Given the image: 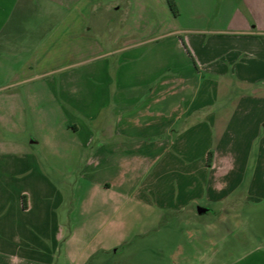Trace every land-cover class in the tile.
I'll return each mask as SVG.
<instances>
[{
    "label": "crops",
    "instance_id": "crops-1",
    "mask_svg": "<svg viewBox=\"0 0 264 264\" xmlns=\"http://www.w3.org/2000/svg\"><path fill=\"white\" fill-rule=\"evenodd\" d=\"M175 2L0 0V264H115L114 219L264 201V0ZM194 225L171 264H211Z\"/></svg>",
    "mask_w": 264,
    "mask_h": 264
},
{
    "label": "rangeland",
    "instance_id": "rangeland-1",
    "mask_svg": "<svg viewBox=\"0 0 264 264\" xmlns=\"http://www.w3.org/2000/svg\"><path fill=\"white\" fill-rule=\"evenodd\" d=\"M0 78H9L7 68L0 61ZM237 92H233L228 100L233 99ZM259 178L264 173H257ZM247 178L251 171L246 173ZM256 191V190H255ZM261 194V193H259ZM237 216L229 218L227 221L219 222L218 215L208 214L196 220L180 218L170 214H164L158 225L161 232L154 235H143L145 229L152 223L149 219H144L138 213L128 220L114 219V229H125L128 233V242L120 248H116L112 255L115 264H171L170 255L177 243L186 245L187 230L195 228L203 222L211 224L207 235L210 237L209 255L211 264L230 263L242 252L260 242H264V201L258 205H249L241 209ZM226 236L225 245L219 246V240ZM236 235V239H235ZM227 248V255L222 252V248ZM125 248V249H124ZM233 250H230L232 249ZM206 249V248H205ZM220 249V251H219ZM225 259V261H224ZM220 260V261H219ZM184 264H191L184 261Z\"/></svg>",
    "mask_w": 264,
    "mask_h": 264
},
{
    "label": "trees",
    "instance_id": "trees-1",
    "mask_svg": "<svg viewBox=\"0 0 264 264\" xmlns=\"http://www.w3.org/2000/svg\"><path fill=\"white\" fill-rule=\"evenodd\" d=\"M167 4H168V7L170 9V11L172 12V14L177 17L179 15V10H178V7L176 5V2L175 0H166ZM211 152L208 153V156H207V165L209 166L210 165V162H211Z\"/></svg>",
    "mask_w": 264,
    "mask_h": 264
}]
</instances>
